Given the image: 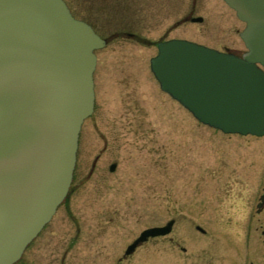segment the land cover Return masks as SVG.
Returning <instances> with one entry per match:
<instances>
[{"label": "rangeland", "instance_id": "374dc122", "mask_svg": "<svg viewBox=\"0 0 264 264\" xmlns=\"http://www.w3.org/2000/svg\"><path fill=\"white\" fill-rule=\"evenodd\" d=\"M194 7L202 24L173 26L175 3L168 21L140 28L149 42L109 38L95 51L94 109L79 132L69 200L14 264H25L44 239L60 242L61 235L49 234L56 228L70 238L76 226H107L105 212L111 217L110 241L122 247L174 218L171 233L156 240L158 264L169 259L183 264L181 257L163 253L170 238L191 255L202 250L214 264H264V208L257 209L264 188V137L223 134L198 123L159 89L150 71L149 60L164 39L237 56L245 52L239 38L245 25L222 0H196ZM145 248L152 250L151 244Z\"/></svg>", "mask_w": 264, "mask_h": 264}, {"label": "water", "instance_id": "95a60500", "mask_svg": "<svg viewBox=\"0 0 264 264\" xmlns=\"http://www.w3.org/2000/svg\"><path fill=\"white\" fill-rule=\"evenodd\" d=\"M223 2L245 25L241 58L170 40L157 45L150 71L199 123L262 137L264 0ZM105 45L62 0H0V264L19 260L68 194L94 108L95 51ZM172 225L144 230L128 251Z\"/></svg>", "mask_w": 264, "mask_h": 264}, {"label": "flooded vegetation", "instance_id": "af4514ba", "mask_svg": "<svg viewBox=\"0 0 264 264\" xmlns=\"http://www.w3.org/2000/svg\"><path fill=\"white\" fill-rule=\"evenodd\" d=\"M188 2L189 4H186L185 0H73L72 4L68 1L66 4L76 19L90 25L106 42L109 38L125 37L143 43L150 40L141 33L140 28L168 21L170 9L174 7L175 3H178V15L172 24L173 26L179 27L187 23L202 24V17L195 16L194 4L196 0H193V5H191L190 0ZM175 8L177 9V7ZM110 27H112V30L109 29ZM98 28L106 30V35L102 34ZM165 41L164 39L160 42ZM129 93L126 92V96ZM125 99L129 100L130 96L125 97ZM97 155L91 165L89 176L93 174L92 171L99 160L100 154ZM67 200H69V193L63 202L65 203ZM262 208H264V205H261L259 210ZM107 213L109 212L104 213L107 220L106 222L104 220V224H107V226H92L88 228L76 226L73 228L70 238H63L62 235L65 234L62 229L56 228V232L49 234L61 235L59 237L60 242L55 239L56 237L44 239V242L38 245V249H36L38 251L26 257L25 264H142V255L147 259L149 258L151 264L159 263L160 254L156 240L162 237L148 238L144 243L137 244L133 246L131 251H128V247L132 246L134 240L131 244L124 247L110 241L111 233L108 225L111 224V217ZM170 221L173 222V225L166 236L171 233L176 224L174 218L168 222ZM197 227L199 226H196L195 230ZM166 236H163V238ZM149 240L154 242L148 243ZM148 244L152 246L150 253L145 248ZM165 246L162 249L163 253L168 255L169 258L176 255L181 257L183 264H214L215 260L212 258L208 259L202 250H198L200 252L191 255L183 245L175 243L172 238H170V242L165 243ZM143 250L146 252L142 253ZM26 251L28 252L27 249H25V253ZM167 264L176 263L169 259Z\"/></svg>", "mask_w": 264, "mask_h": 264}]
</instances>
